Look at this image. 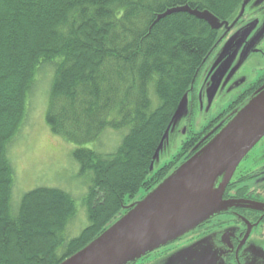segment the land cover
I'll list each match as a JSON object with an SVG mask.
<instances>
[{"label":"trees","instance_id":"trees-1","mask_svg":"<svg viewBox=\"0 0 264 264\" xmlns=\"http://www.w3.org/2000/svg\"><path fill=\"white\" fill-rule=\"evenodd\" d=\"M244 1L0 0V264H61L196 152L200 135L191 134L170 162L149 171L178 104L220 36L189 12L164 14L188 8L229 21ZM50 67L46 124L77 145L72 156L79 175H90L83 199L88 226L73 238L68 227L77 212L64 191L37 188L11 208L8 146L25 122L36 74ZM106 129L127 130L113 153L81 147Z\"/></svg>","mask_w":264,"mask_h":264},{"label":"rangeland","instance_id":"rangeland-1","mask_svg":"<svg viewBox=\"0 0 264 264\" xmlns=\"http://www.w3.org/2000/svg\"><path fill=\"white\" fill-rule=\"evenodd\" d=\"M240 12L241 9L235 19L219 21L222 24L218 30L219 39L204 60L190 88L191 95L198 97L199 103L190 115L177 120L170 128L157 158L153 161V170L170 162L189 135L200 132L209 125L211 130L218 123L222 125L225 122L224 117L219 115L225 113L236 96L234 91L227 94L230 84L236 78L244 76L248 81H254L264 72V0H254L244 7L242 16ZM250 30L249 37L238 49L234 59L227 66H222L224 61L227 62L242 34ZM53 73L51 68L36 74V86L30 92L26 103L25 122L8 146L7 157L13 169L11 208L16 211L22 196L37 188L64 191L72 197L77 212L68 227V234L73 238L88 226L83 199L90 186V175H79V166L72 156L77 145L54 135L46 124L45 114ZM190 93H187L188 96ZM245 105L246 102L238 106L237 110H241ZM126 133L127 130L106 129L97 141L81 147L100 155H108L115 151ZM196 146L197 150L204 145L198 148V144H195L193 150ZM185 161L166 172L152 190L169 180ZM149 193L150 191L146 194L139 193L126 207L142 200ZM193 246L194 244H182L166 257L158 259V262L148 264H206L205 258L198 257V254L192 260L194 253L190 249ZM146 261L141 264H146ZM214 264L222 263L217 260ZM251 264H264V249H256Z\"/></svg>","mask_w":264,"mask_h":264},{"label":"water","instance_id":"water-1","mask_svg":"<svg viewBox=\"0 0 264 264\" xmlns=\"http://www.w3.org/2000/svg\"><path fill=\"white\" fill-rule=\"evenodd\" d=\"M250 1L245 0L242 3L240 15ZM179 11L189 12L206 21L217 31L222 25L207 11L197 12L183 8L169 10L164 15ZM250 33L251 30L242 34L227 62L224 61L222 66H227L234 59ZM188 114L186 93L155 150L149 167L150 172L154 169L153 161L157 158L170 128ZM263 138L264 85L246 101L241 110L231 114L226 124L204 146L197 150L196 146V152L181 164L169 180L150 191L142 200L123 207L128 211L119 220L61 264H132L189 233L224 209L222 194L225 187L239 163ZM202 185L204 199L197 209L180 217H166L177 203ZM203 245L198 242L190 249L194 253L192 260Z\"/></svg>","mask_w":264,"mask_h":264},{"label":"flooded vegetation","instance_id":"flooded-vegetation-1","mask_svg":"<svg viewBox=\"0 0 264 264\" xmlns=\"http://www.w3.org/2000/svg\"><path fill=\"white\" fill-rule=\"evenodd\" d=\"M260 77L254 81H248L246 77L239 76L230 84L227 94L234 91L236 96L226 108L225 113L219 115L224 117L225 122L222 125L218 123L211 130L209 125L195 133L196 136L200 135L196 143L198 148L206 144L226 124L238 106L244 104L264 85ZM198 103L199 98L190 93L189 113L194 111ZM218 126L220 127L215 129ZM222 202L224 209L221 212L172 242L173 246H170L172 244L170 243L132 264H141L149 259L146 264L158 262V259L166 257L180 245L198 242L204 245L199 248L197 256L205 258L206 264H214L217 260L222 264H251L256 249H264V138L236 167L224 189Z\"/></svg>","mask_w":264,"mask_h":264},{"label":"bare ground","instance_id":"bare-ground-1","mask_svg":"<svg viewBox=\"0 0 264 264\" xmlns=\"http://www.w3.org/2000/svg\"><path fill=\"white\" fill-rule=\"evenodd\" d=\"M203 199H204V186L202 185L198 187L196 190H194L189 196H187L179 203H177L176 206L167 213L166 217L167 218L180 217L181 215L189 213L190 211L197 209L200 206Z\"/></svg>","mask_w":264,"mask_h":264}]
</instances>
